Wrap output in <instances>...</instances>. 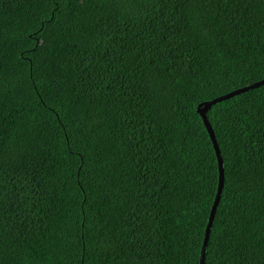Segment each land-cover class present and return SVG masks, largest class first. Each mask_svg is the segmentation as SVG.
<instances>
[{
	"label": "trees",
	"instance_id": "1",
	"mask_svg": "<svg viewBox=\"0 0 264 264\" xmlns=\"http://www.w3.org/2000/svg\"><path fill=\"white\" fill-rule=\"evenodd\" d=\"M262 78L264 0H0V264H198L196 106ZM206 115L204 264H264V83Z\"/></svg>",
	"mask_w": 264,
	"mask_h": 264
},
{
	"label": "water",
	"instance_id": "2",
	"mask_svg": "<svg viewBox=\"0 0 264 264\" xmlns=\"http://www.w3.org/2000/svg\"><path fill=\"white\" fill-rule=\"evenodd\" d=\"M264 83V78L256 81V82H252L250 84H246L244 86L235 88L229 92L220 94L218 96H215L212 99L209 100H204L201 101L197 104L196 106V110L198 111V113L200 114V116L203 119V123L205 125V128L208 132V134L210 135L211 138V142L215 151V155H216V159H217V166H218V182H217V188H216V192L212 201V205L209 211V215H208V219L204 228V234H203V238H202V244H201V248H200V254H199V262L198 264H204V259H205V249L208 243V239H209V233H210V229L212 226V221L215 215V211L217 208V205L219 203L220 197H221V192L223 189V184H224V173H223V166H222V157L220 154V149L219 146L217 144L213 129L207 119V115L206 112L207 110L210 108V106L212 104H214L215 102L224 100L226 98L232 97L235 94L244 92L250 88H255L257 86H259L260 84Z\"/></svg>",
	"mask_w": 264,
	"mask_h": 264
}]
</instances>
